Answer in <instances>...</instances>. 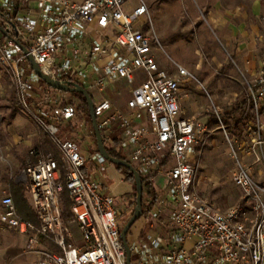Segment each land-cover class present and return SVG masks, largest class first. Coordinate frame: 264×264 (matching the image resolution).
I'll list each match as a JSON object with an SVG mask.
<instances>
[{"label": "built area", "instance_id": "2783aa9c", "mask_svg": "<svg viewBox=\"0 0 264 264\" xmlns=\"http://www.w3.org/2000/svg\"><path fill=\"white\" fill-rule=\"evenodd\" d=\"M151 24L145 0H0V62L9 69L21 104L34 107L30 112L57 145L62 162L52 155L37 157L20 172L35 222L20 214L11 194L0 196V230L25 236L30 251L46 243L54 248L44 247L32 264L127 263L120 208L104 180L108 162L97 148L84 150L80 144H91L85 123L79 142L59 139L60 129L77 120L78 105L32 71L21 46L51 80L92 94L105 146L115 148L118 140V150L151 183L163 174L168 232L151 226L128 241L131 264H264V187L237 160L232 182L241 192L240 204L223 212L198 193L194 155L205 129L181 117L179 102L181 85L196 80L182 66L174 76L160 67ZM121 82L131 88V97L125 111L112 113ZM248 88L254 107L259 103L264 110V62ZM257 131L255 144L262 146L264 123ZM64 194L71 221L64 217ZM161 212L152 208V223L161 220Z\"/></svg>", "mask_w": 264, "mask_h": 264}, {"label": "rangeland", "instance_id": "374dc122", "mask_svg": "<svg viewBox=\"0 0 264 264\" xmlns=\"http://www.w3.org/2000/svg\"><path fill=\"white\" fill-rule=\"evenodd\" d=\"M145 1L152 18L149 36L160 67L172 76L177 66L190 71L196 81L182 84V89L194 88L206 105L200 115L211 117L201 123L205 130L200 134V146L194 155L195 188L225 212L241 203V192L232 182L237 160L242 161L251 170L253 179L264 187V145L255 144L257 126L264 123V110L259 103L258 108L249 105L248 88L263 69L264 0ZM130 97L131 89L124 87L113 94L114 104H126ZM65 101L78 105L80 111L81 101L77 97L67 93ZM33 109L21 104L11 73L0 62V196L12 195L13 184H21L26 189L19 179L20 172L37 157L52 155L62 163L57 145L43 130L37 116L30 112ZM198 120L200 118H195ZM66 132H72V128L60 129V135ZM32 151H36L37 156L32 155ZM104 176L111 191L122 197L127 186L121 182L123 173L111 165ZM163 185L161 174L155 178V186L161 189ZM159 194L164 195V192L160 190ZM66 198L63 197L64 206ZM24 199L26 204L19 201L17 206L26 217L31 213L27 191ZM143 203H150L145 189ZM125 206L126 210L120 209L122 229L135 208L133 193ZM148 220L150 227L167 234L166 225L161 226L158 221L152 223L150 217ZM72 226L76 231L75 225ZM44 247L54 250L47 243ZM44 247L30 251L25 236L0 230V264H32Z\"/></svg>", "mask_w": 264, "mask_h": 264}, {"label": "crops", "instance_id": "0c3cea01", "mask_svg": "<svg viewBox=\"0 0 264 264\" xmlns=\"http://www.w3.org/2000/svg\"><path fill=\"white\" fill-rule=\"evenodd\" d=\"M138 75H141V73H139ZM184 84H189L188 83H184ZM128 85L125 82H121L118 84V90L119 92L122 91V88L127 87ZM133 87H136V85H134ZM130 88V87H129ZM131 89V88H130ZM180 97H179V102H180V107H181V117L188 119V120H194L195 118H200V120H198L200 123H205L208 121L209 118H211L208 115H200V113H202L205 110V102L201 99L198 98L197 93L195 92L194 88H192L191 86H187L185 88L182 89V85H181V89H180ZM114 111H112V113H114L115 111H125V104L123 105H116L114 104ZM84 115L83 113H81V111H79L78 114V118L75 122H73L70 126H68L69 128H72V132H66V133H61V135L59 136V138L61 137V140H74V141H78L79 142V138H80V132H79V128L81 123H85L86 126H88V128L90 129L87 120L84 119ZM202 118V120H201ZM65 127V128H68ZM91 135H89L88 137V141H90V145L89 144H85L80 142V144H82V147L84 148V150L88 149L90 151H94L97 148V144L95 143V138L92 135V132L90 130L89 132ZM89 145V147H87ZM94 146V148H93ZM96 146V147H95ZM107 149H114L116 152H120L118 150V140H116V144H115V148H112L111 146H106ZM123 156L124 153L120 152ZM111 167V164L108 163V165L106 166V170L105 172ZM167 171V167L164 168L163 172L165 173ZM105 177V176H104ZM121 182H123L124 184H126V182L124 181V177L122 176V180ZM154 184V188L156 190L157 196H158V202L157 204L154 206L158 209H160L161 212V220H158V222L161 224V226L163 225V221H167L168 220V216L171 212L170 207H166V204H162L164 195H160L159 191H162L161 189H158L155 186V179H153L152 181ZM106 183V182H105ZM107 186L110 189V185L108 183H106ZM111 191V189H110ZM111 193L113 194V196L115 197L116 203L118 205V207L124 208L126 210V200L131 196V194L133 193V187L127 183L126 188L124 189V195L122 197H118L117 195H115L113 193V191H111ZM149 213L148 215L144 216L143 219H141L140 221H137V226H135L132 230H130L129 234H128V241H131L137 237H142L145 235V233L148 231L149 227H150V223H149ZM148 217V219L146 218ZM160 228H163L161 227ZM166 227V226H165ZM161 230V229H160ZM159 230V231H160ZM193 244V240H191L190 242L187 243V247H191Z\"/></svg>", "mask_w": 264, "mask_h": 264}, {"label": "water", "instance_id": "95a60500", "mask_svg": "<svg viewBox=\"0 0 264 264\" xmlns=\"http://www.w3.org/2000/svg\"><path fill=\"white\" fill-rule=\"evenodd\" d=\"M22 47V51L24 53V55L28 56V61L31 65V69L32 71L45 83L47 84L49 87L62 91L64 93H68V94H80L84 97L87 106H88V112H89V118L91 121V125L94 131V136H95V140H96V144H97V149L99 154L110 164L115 165V166H121V167H125L128 170H130L135 178V186H136V205L133 211V214L131 216V218L129 219V221L127 222V224L125 225V227L122 229L121 231V239L124 245V249L126 252V263L127 264H131V252H130V247H129V243H128V234L131 230V228L133 227V225L140 220L143 217V196H144V187H143V182H142V176L140 175V173L135 169V167L124 160H120V159H116L111 157L108 154V151L106 149V146L104 145L103 142V138L97 123V118L95 116V112H94V102L92 99V96L81 86L76 85V84H63L60 82H56L51 80L48 76L44 75L39 66L37 65V63L35 62V60L28 54V50L24 47Z\"/></svg>", "mask_w": 264, "mask_h": 264}, {"label": "trees", "instance_id": "16d2710c", "mask_svg": "<svg viewBox=\"0 0 264 264\" xmlns=\"http://www.w3.org/2000/svg\"><path fill=\"white\" fill-rule=\"evenodd\" d=\"M70 95H73V96L77 97L81 101V105H80L79 109H80L81 112L84 113L85 118L87 119V123H88V125L90 127V130L92 132V135L95 138L94 131H93V128H92V125H91V121H90V118H89L88 106H87V103H86L84 97L82 95H80V94H70ZM249 101H250L249 105L253 108L254 104H253L252 100L250 99ZM245 107H246V105L244 104L243 108H245ZM95 143H96V141H95ZM107 151H108V154L111 157L127 161L126 157L123 156L120 152H116L114 149H107ZM127 162H129V161H127ZM115 167H116V169L119 172L123 173L124 181L126 183H128V184L133 186V188H134L133 194H134L135 205H136L137 194H136L135 178H134L133 173L130 170H128L127 168H125V167H121V166H115ZM141 178H142V182H143V187L147 191V196L150 198V203L149 204L146 205V204L143 203L142 209H143V217H144V216L148 215V213H150L152 208L157 204L158 196H157V193H156V190H155L153 184L150 182V178L143 177V176ZM26 191L27 190L24 189V187L21 184H13L12 196H13V199H14V201L16 203V206H17V203L19 201L21 202V204H26V201L24 199V194L26 193ZM64 196L67 197V194H64ZM69 207H70V203H69L68 197H67L66 198V202H65V206H64V210H65L64 211V217H65V219L67 221H69V220L71 221V214H70ZM17 208H18V206H17ZM18 210H19V208H18ZM23 217H25V216H23ZM25 218L30 220V221H34L35 222V216L32 213V211H31V213L29 212Z\"/></svg>", "mask_w": 264, "mask_h": 264}]
</instances>
